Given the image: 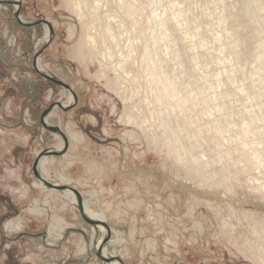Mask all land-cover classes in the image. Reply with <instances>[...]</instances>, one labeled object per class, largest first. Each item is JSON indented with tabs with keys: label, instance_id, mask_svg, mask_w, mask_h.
I'll return each mask as SVG.
<instances>
[{
	"label": "rangeland",
	"instance_id": "obj_1",
	"mask_svg": "<svg viewBox=\"0 0 264 264\" xmlns=\"http://www.w3.org/2000/svg\"><path fill=\"white\" fill-rule=\"evenodd\" d=\"M4 1L53 28L37 66L77 102L46 117L71 147L39 171L102 216L103 255L264 264V0ZM15 9L0 5V264H105V231L32 175L62 146L40 115L72 99L33 71L48 30Z\"/></svg>",
	"mask_w": 264,
	"mask_h": 264
},
{
	"label": "water",
	"instance_id": "obj_2",
	"mask_svg": "<svg viewBox=\"0 0 264 264\" xmlns=\"http://www.w3.org/2000/svg\"><path fill=\"white\" fill-rule=\"evenodd\" d=\"M2 4H9V5H12L16 8L14 11V17L16 18L19 25L24 26V27H35L37 25H44L47 27L48 35H47V39H46V44L39 52H36L34 54V57H33V62H32L33 71L36 74H38L39 76H41L44 80L60 87L61 89L65 90L66 92H68L71 96V99H72V104H69L68 106H64L59 102L52 103L40 115L39 122H40V125L42 126V128H44L49 133L57 135L58 137H60V139L62 141V146L59 149L52 148V149H46V150L40 151L33 161L32 168H31L32 175H33L34 179L46 190L55 191V192H69V193H71V195L74 197V200H75L76 209H77L80 217L82 218V220L88 226H90L96 232V234L98 233V229H103L105 231V236L101 239L99 244L94 245V247L96 249L95 256L97 259H99L101 262H103L105 264L112 263V262H116L118 264H123L122 260L119 257H116V256L106 257L103 255L104 248L111 242L112 230L104 221L91 219L85 213L84 201L82 199L81 193L79 191H77L75 188L69 187L67 185H59V184L50 183L48 180H46L42 176V174L39 171V163H40L42 158L62 156L68 151V148H69V142H68L67 136L60 130L59 127L49 126L46 122V117L50 114V112L55 107L59 108L63 112L69 111L76 104L77 98H76V95L74 94V92L72 91V89L68 85L63 84L62 82H60L55 77H52V76H49L47 74L42 73L37 66L38 57L47 49V47L49 46L50 42L52 41V39L54 37V31H53L52 26L49 24V22L46 20H39V21L32 22V23H24V22H22V20L20 19V16H19V7H20L19 1L7 2L4 0H0V5H2Z\"/></svg>",
	"mask_w": 264,
	"mask_h": 264
},
{
	"label": "bare ground",
	"instance_id": "obj_3",
	"mask_svg": "<svg viewBox=\"0 0 264 264\" xmlns=\"http://www.w3.org/2000/svg\"><path fill=\"white\" fill-rule=\"evenodd\" d=\"M237 18H238V16H236L234 19H237ZM46 39H47V35H46ZM65 134H66V136H67L69 142H71V139H70L71 132H70L69 130H66V131H65ZM61 145H62V144H61ZM69 146H70V145H69ZM70 147H71V146H70ZM59 148H60V147H59ZM59 148H58V149H59ZM45 158H46V157H45ZM45 158H42V159H41L39 165L45 162V160H46ZM42 176H43V175H42ZM43 177H44V176H43ZM44 178H45V177H44ZM45 179H46V178H45ZM46 180H47V179H46ZM61 182H62V184L67 185V182H66V181L62 180ZM37 185H38V186H41L38 182H37ZM41 187H42V186H41ZM53 192H55V191H53ZM64 193L66 194V196L71 197L72 200H73V204H75L74 197L71 195V193H69V192H64ZM82 199H83V198H82ZM84 207H85V213H86L91 219L103 221L102 216H101L100 214H96V212L94 213V211L92 212V211L90 210V208L87 207V205H86L85 202H84ZM47 237H48V236H47ZM108 264H118V263H116V262H112V263H108Z\"/></svg>",
	"mask_w": 264,
	"mask_h": 264
}]
</instances>
